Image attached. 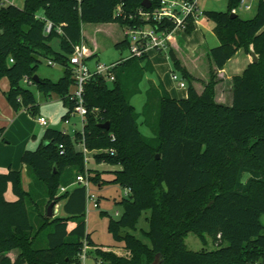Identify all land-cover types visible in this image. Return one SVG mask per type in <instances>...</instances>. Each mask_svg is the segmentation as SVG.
I'll use <instances>...</instances> for the list:
<instances>
[{"label": "trees", "instance_id": "1", "mask_svg": "<svg viewBox=\"0 0 264 264\" xmlns=\"http://www.w3.org/2000/svg\"><path fill=\"white\" fill-rule=\"evenodd\" d=\"M143 1L25 0L22 8L0 0V80L9 79L5 94L12 108L38 109L34 92L24 85L29 77L31 85L46 96L61 97L68 107L64 119H69L74 107L69 95L75 82L70 56L83 38V24H147L137 16L140 9L146 10ZM228 1L227 11H203L214 23L220 44L209 50L210 78L201 93L194 85L197 78L169 47L189 95L173 97L160 83L147 90L140 114L131 97L139 90L144 70L150 69L149 56L128 58L114 68L113 81L95 75L87 82L88 112L82 131L71 135L49 127L34 151L25 150L21 161L31 179L28 190L21 170L0 172V264H82L85 241L96 246L97 258L107 264H154L158 258L159 264H264V0H258L251 18L232 17L240 0ZM196 19L188 18L187 34L195 30ZM46 20L61 25L64 33L54 28L46 34ZM164 27L175 26L160 24ZM55 36L60 37V51L51 44ZM127 44L124 39L116 47ZM241 48L254 51L258 61L233 76L232 104L218 103V71ZM42 57L63 66L65 74L58 81L41 77L40 82L34 81ZM140 115L147 126L156 115L153 136L141 132ZM106 122L109 129L101 126ZM4 131L0 127V140ZM82 143L96 151L98 163L120 166L112 171L110 182L131 189L118 202L123 205L120 217L110 219L111 231L124 240L125 254L97 246L88 233L84 185L64 195V216L51 219L43 208L49 201L59 203L57 189L69 185L76 170L84 171L85 155L78 148ZM90 181L102 185L106 180L94 174ZM9 187L16 199L7 198ZM147 210L150 244L126 231L136 228ZM121 232L126 233L124 238ZM189 232L202 238L211 235L218 247L191 251L185 241ZM15 249L19 253L13 260L9 253Z\"/></svg>", "mask_w": 264, "mask_h": 264}, {"label": "rangeland", "instance_id": "2", "mask_svg": "<svg viewBox=\"0 0 264 264\" xmlns=\"http://www.w3.org/2000/svg\"><path fill=\"white\" fill-rule=\"evenodd\" d=\"M2 3L4 5L8 4H14L16 6L22 7L24 6L25 0H2ZM256 8H257V1L253 3V7L250 10H246L243 7H238L237 11L242 17L244 18H251L256 14ZM86 35L88 40H86L87 45L90 47V49H93L92 44L98 45L99 52L94 55L92 58H89L87 60V63L89 67L92 69L95 68L96 64L102 63V64H111L113 62H116L118 60H122L123 58L129 56L130 51L129 48L125 45L122 48L116 47V41L120 40L121 37H123L124 28L118 23L115 22H108V23H85L83 24ZM174 35H179L182 38H185V36L190 35L185 32V29L183 30L182 27H177L173 31ZM51 44L53 45L54 49L57 51H60V37L55 36L54 39H52ZM154 52H157L158 56L160 57V74L161 77L166 79L167 82H169L172 87L176 89L177 95L179 96L184 95V93L187 92V87H179L177 81H175L172 78V72L175 71L179 74V76L182 77L181 73L175 69L173 65V61L171 60L169 56V49L166 50H153ZM192 55V53H191ZM49 59L42 57L41 63L38 68L37 74L41 78H49L53 81H58L64 73V68L61 64L55 63L53 66L52 64L48 63ZM205 61V60H204ZM206 62V61H205ZM203 63V62H202ZM201 62L196 63L193 62V68L196 71V73L203 75V71L205 68H202L204 66ZM147 62L145 61L143 65H146ZM201 64V65H200ZM144 77L139 83V90L137 93H135L131 97V103L135 106V109L138 113H142L143 105L146 101V93L150 85L152 84L151 81H154L157 83L160 82L161 77L156 73L155 71L147 68L144 70ZM8 78L4 77L1 81V86L5 85V81H7ZM186 81V80H185ZM28 88H31V90L34 92V95L36 97L38 109L35 112H29L26 109H21L19 111L14 110L15 112H19L18 114L21 115L20 118H22L23 123L33 127V132L36 134V139L31 141L29 143L27 150H35L39 143L41 142L44 134V131L51 127L54 129H59L62 131H66L67 133L74 135L77 131L83 130V118L80 114L77 112L72 111L70 113L69 119H64V116L68 112V107L65 105L64 101L61 99L60 96L57 94H52L51 96H46L37 85H31L24 83ZM6 106L9 107V102L6 97V94L3 91H0V114H6L4 118L7 117V111ZM45 117L47 119L48 125H41L40 121H38L39 117ZM3 117V116H1ZM156 115L155 118L152 120V123L147 126V124L144 122L143 115H140L138 117V124L141 132L146 136H153L154 135V129L157 126L156 121ZM5 121H0V127H4ZM24 124L22 126H24ZM21 130H18L15 127L10 128L9 130V136L16 140V138L19 137ZM23 132V131H21ZM4 135V134H3ZM15 145V142H14ZM78 148L82 149V145H78ZM94 152L96 151H90L88 153L89 156H84L85 162H84V171L80 172L76 170V174H84L89 179L92 175L97 174L99 177L101 176L103 178L104 183L102 185H96L91 182L89 193L94 194L96 199L99 200V206L96 205L97 203L93 199H88L87 203V211L85 214L86 224H87V231L91 234V238L93 241H95L97 246H102L105 250H113L119 254H125V251L122 249L124 240L123 239H117L114 232L110 229V219L111 218H119L122 211H123V205L118 204V202L126 197L125 195V188L122 187L118 183L110 182L114 177V174L112 171L116 169H120V166L111 165L105 162L98 163V161L94 158ZM16 165V164H15ZM23 165L22 161L18 163L15 167L17 170H21L23 173L22 177V183L23 187L28 190L30 185V177L28 173L26 172V168H21ZM15 168V169H16ZM76 175V176H77ZM76 181V177L71 183H74ZM77 184L71 186V188H74ZM62 187V186H61ZM59 187L57 189L56 197L60 199V202L57 203L53 208V216H51V219H54L58 216H64V213L61 209L62 202L64 201V195L66 192H68L71 188L67 190H62V188ZM6 196L9 200L16 199L12 188L9 187ZM49 201V200H48ZM54 201H49L43 208L45 209V212H47L49 205ZM30 208H33V206H30ZM150 215V210L144 211L140 218L137 221L136 228L134 229H127L126 231L133 233L138 238H141L145 243L150 244V238L146 234V231L149 230L150 225L147 221V216ZM262 223L264 224V215L261 218ZM71 223H74V220L70 221ZM125 231V230H123ZM125 233V232H121ZM120 233V234H121ZM124 238V237H123ZM187 247L192 251H198L202 249H216L218 247L217 243L214 242L211 235L206 234L205 238H202L200 235H198L195 232H189L186 235L185 238ZM96 246L94 247L90 243H87L86 247V253L85 256L82 257V264H107L102 263L100 258H97L95 254ZM11 258H13L15 253L13 251H10ZM154 264H159V258L155 260Z\"/></svg>", "mask_w": 264, "mask_h": 264}, {"label": "crops", "instance_id": "3", "mask_svg": "<svg viewBox=\"0 0 264 264\" xmlns=\"http://www.w3.org/2000/svg\"><path fill=\"white\" fill-rule=\"evenodd\" d=\"M228 4H229L228 0H198V5L202 11L205 10L227 11ZM236 13L239 14L238 11ZM84 26L82 32H83V39L86 41L88 40V38ZM214 31H215L214 23L211 20L207 19L206 16L200 15L199 17H197L195 21V30L192 32V34L188 36L186 35L185 38H182L179 35L176 36L172 34L169 41V45H171L169 47H172L175 50L180 61H182L181 63L183 64V66H185L188 69L191 75L197 78L196 80H194V85L199 93H201L204 90L205 82H208L210 78L211 64L208 58L209 50L220 44V40ZM122 35L123 37H121L120 40L116 41V43H119L120 41L124 40V33ZM92 47L93 49L90 50L94 56L99 52V48L98 45L95 44H92ZM148 56H149L148 60L150 62V69L158 73V75L161 77L159 70L161 62L157 52L151 50L148 53ZM193 62L196 63L203 62L202 65L200 64L201 66H204L202 68H205V70L203 71V75L196 73V71L192 67ZM251 62H252L251 53H247L243 48H241L236 52V54L233 57H231V59L228 60L224 68L218 71V78L220 80H218V83L216 85V96H215V99L218 103L227 104V105L232 104L233 102L232 78L234 75L243 73V71ZM151 82L152 84L150 85V87L153 86L158 87L159 84L162 83L165 86V88L168 90L170 95L173 97L186 98L189 95L187 90V92L184 93V95L180 94L178 96L176 89L172 87V85L169 82H167L166 79H164L163 77H161L160 82L157 84L154 81ZM186 84L188 86L187 81ZM0 87H2L1 91L6 93L9 89V79L5 81L4 86L3 85L1 86V81H0ZM6 111H7L6 118H4L6 114H0V121L4 120L6 123L5 124L6 126H4L5 128L3 135L4 137L2 140H0V172L7 171L9 168L15 169L16 168L15 166L18 165V163L20 162L23 153L25 152V150L28 149L29 143L33 141V139L34 140L36 139L35 138L36 134L33 132V127L27 125L26 123L25 124L23 123L22 118H20L21 115L18 114L19 112H15L10 104L9 107L6 106ZM23 124L24 126H22ZM12 127H15L18 130L23 131V132L20 131L21 134L19 135L18 138H16L15 141L13 138L9 136L10 134L9 130ZM21 168H26L25 164H23ZM63 203L64 202H62V205ZM62 205H61V209H62ZM12 251L13 253H15V255L19 253L18 249ZM9 255L11 256L10 253ZM16 256H14L12 259L14 260Z\"/></svg>", "mask_w": 264, "mask_h": 264}, {"label": "built area", "instance_id": "4", "mask_svg": "<svg viewBox=\"0 0 264 264\" xmlns=\"http://www.w3.org/2000/svg\"><path fill=\"white\" fill-rule=\"evenodd\" d=\"M153 1L156 2V6L153 7ZM258 0H240L238 7H243L246 10H250L253 7V3ZM152 5L146 10L140 9L137 12V16L148 22L147 24L137 26H124V39L126 40L127 47L129 48V56L118 60L111 64L97 63L95 68L89 67L87 60L93 55L86 41L82 38L78 43L74 45V51L70 56V63L73 70L74 86L70 92L69 99L73 102V111L80 114L83 118L87 114L88 110L85 105V86L87 82L95 75H103L109 81H113L114 68L121 62L131 57H140L144 54H148L151 50H166L169 49V40L173 31L177 27H182L183 30L186 28L188 18L190 16L199 17L203 15V11L198 5V0H151ZM233 9V12H237V8ZM117 13H121V7L117 8ZM40 18H43L40 16ZM171 22L174 24V29L170 30L167 27L160 28V24ZM45 33L49 34L54 28H56L59 34H63L62 26H54L51 20H46ZM13 61V59H11ZM49 64L52 66L56 63L55 61L49 60ZM172 78L178 82L180 87H187L186 81L183 77L179 76L177 72H173ZM24 82L31 84L32 80L29 77L24 79ZM41 125H48L47 119L43 116L38 118ZM82 150L84 155L89 156L90 152L87 147L82 143ZM84 185L87 189L88 199H93L98 205V200L94 194L89 193L91 181L84 174L80 173L76 176V181L70 183L67 186H62V190H67L73 185ZM125 195L131 193L130 188H125ZM87 242L85 241L84 249L81 257L85 256Z\"/></svg>", "mask_w": 264, "mask_h": 264}, {"label": "water", "instance_id": "5", "mask_svg": "<svg viewBox=\"0 0 264 264\" xmlns=\"http://www.w3.org/2000/svg\"><path fill=\"white\" fill-rule=\"evenodd\" d=\"M142 4H143L144 7L149 8V7H151L152 2H151V0H144ZM231 16L235 17V16H238V15H237V13L233 12V13H231ZM251 56H252V62H257L258 61V57H257V55L255 54L254 51L251 52ZM34 81L35 82H40V76L38 74H36L34 76ZM101 126L103 128L109 129L110 128V123L109 122L102 123ZM159 157H160V155L157 154V158H159ZM54 206H55V202H52L49 205V207H48V216L49 217L53 216V208H54ZM121 236L125 237L126 233H121Z\"/></svg>", "mask_w": 264, "mask_h": 264}]
</instances>
